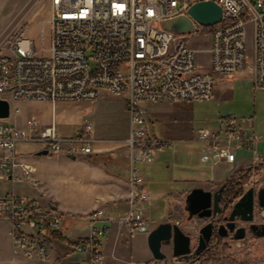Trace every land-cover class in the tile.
I'll return each mask as SVG.
<instances>
[{
	"label": "built area",
	"instance_id": "obj_1",
	"mask_svg": "<svg viewBox=\"0 0 264 264\" xmlns=\"http://www.w3.org/2000/svg\"><path fill=\"white\" fill-rule=\"evenodd\" d=\"M197 0H52L51 35L48 47L37 48L26 29L0 32V98L49 100L55 109L59 100L93 101L105 89L122 98L129 113V208L124 214L97 208L89 214V232L76 241L77 251L93 259L103 253L104 236L114 222L131 235L147 227L144 207L150 200L138 163H151L176 140L160 137L149 129L148 105L161 102L209 101L219 78H233L250 69L256 89L264 90V0H215L223 10L221 21L197 31L176 33L163 21L188 14ZM253 28L252 55L248 27ZM211 27L209 69H204L192 35ZM47 51V54L43 53ZM93 61V62H91ZM20 108L16 107L15 112ZM0 118L1 177L42 182L34 167L18 159L20 143L35 142L51 153L81 156L94 152L102 139L92 133L94 124L84 123L82 132L62 135L55 120L41 127L38 119L24 126ZM254 117L228 116L215 127L200 128V160L234 165L240 151L250 152V163L235 170L250 182L264 169V135L250 128ZM20 169V171H18ZM233 175V176H234ZM0 216L12 222L14 256L27 260L50 258L56 234L62 231L55 204L45 208L36 197L8 193L0 197ZM168 264H198L192 260Z\"/></svg>",
	"mask_w": 264,
	"mask_h": 264
},
{
	"label": "rangeland",
	"instance_id": "obj_2",
	"mask_svg": "<svg viewBox=\"0 0 264 264\" xmlns=\"http://www.w3.org/2000/svg\"><path fill=\"white\" fill-rule=\"evenodd\" d=\"M51 14L52 0H0V32L4 30L10 32L17 28L26 29V36L34 40L37 48H42L43 46L48 47L51 35ZM211 31L212 28L207 27L200 31L198 35H192L188 39V44L199 50L197 52L198 61L200 64L204 65V69L206 70L209 69L208 64L210 62V54L206 50L211 45ZM248 32V42L252 55V25H249ZM43 53L47 54V51ZM10 104V116L5 118L4 121H12L18 126H24L27 118L34 117L38 119L41 127L55 120L59 132L65 136L71 134L76 135L82 132L84 123L88 121L94 124L92 134L104 140L119 139L129 132V113L124 105L123 99L109 94L105 89L101 90L100 97L97 100H59L56 103L55 109L52 106V102L49 100L10 99ZM16 107L20 108L18 113L15 112ZM228 116L254 117L255 119L250 128L264 135V90L254 87L250 69L233 78H219L215 84V95L209 101L161 102L157 104L153 110H148V123L149 128L157 136L169 138L183 137L190 139L196 136L200 128L215 127L221 119H225ZM65 131L68 133H63ZM126 139L127 138L124 139V143L127 145ZM38 145L40 144L35 142H24L20 143L17 149L18 151H25V154H28L29 157L38 159L39 156H36L35 150H33ZM180 146L175 147L174 145L171 152L166 157L168 159L179 160L180 155H182L180 149L182 146ZM183 147L189 151V159H185L179 164H174L170 169L163 167L164 164L162 160L153 164L138 163L141 172L147 170L148 174L146 176L152 179L153 188L150 191L154 195L160 193L161 189L172 187V182H170V178L172 177H181L192 181L193 184H206L210 178L216 179L228 175L229 168L224 170L225 168L221 167L210 170L198 163V142L188 141L184 143ZM259 151L264 153V144L260 146ZM60 154L64 153L49 152V155L52 156L51 159L57 158ZM243 155L244 160L250 163L252 154L250 152H244ZM52 170H55V168ZM4 179L10 180L7 178ZM261 179L264 180V169L255 176V181ZM56 181L61 187L59 190L62 191L64 180L58 179ZM22 182H27L31 185L37 192V196H29L38 198L41 205L45 208H51L52 204H55L56 212L61 218V226L64 228L68 217L61 211L58 202L51 196L48 189L45 188L43 184L39 188H36L29 181ZM22 182L12 181L13 184ZM4 185L6 187V182L1 180L0 197L4 192V189H2ZM152 202L154 207L152 206L149 208L150 220L155 222L157 218L167 217L168 206L166 207V200H161L156 197ZM102 208L110 214L125 213L109 212L107 208ZM91 212L92 211L84 215L88 226L82 224L81 228L83 231L86 229H88V232L90 231L89 214ZM174 218L175 217L171 215L165 218L166 220L160 221L159 223L171 221ZM8 223L10 225L11 237V220L5 216H0V264H29L28 261H38V264H67L64 262L65 260H62V263H60L61 261L53 257L52 253L50 258L46 261L27 260L14 256L12 237L11 246L9 242ZM159 223H156L155 227H157ZM57 236L59 237V233L56 234V237ZM139 239L140 238L136 236L132 239L135 243L133 252L126 254V258L135 260L136 263L141 262L145 255V251ZM162 250L167 254V258L159 260L153 257L145 264H168L173 262L172 250L168 243L163 244ZM83 254L87 256L84 258L85 260L83 259L79 264H105L103 253L98 259H93L90 252H79L76 246L75 248H70L68 257L70 260H79ZM192 263H195V261H192ZM70 264L76 263L73 262ZM213 264L218 263L214 262Z\"/></svg>",
	"mask_w": 264,
	"mask_h": 264
},
{
	"label": "crops",
	"instance_id": "obj_3",
	"mask_svg": "<svg viewBox=\"0 0 264 264\" xmlns=\"http://www.w3.org/2000/svg\"><path fill=\"white\" fill-rule=\"evenodd\" d=\"M157 104L159 103L157 102L148 105L149 110H153ZM63 133L68 132L65 131ZM128 135L129 132L127 135L119 139H102V141L96 142L94 145V152L90 153L96 155L91 159L87 158L89 154L77 156L76 159H73L70 154H60L55 159H51L52 156L48 154L41 155L38 159H34L29 157L28 154H25V151H18L17 149V152H19L17 153L18 159L23 162H27L34 167V176L42 182L45 188L48 189L51 196L58 202L61 211L64 212L66 217H68L64 228L59 232V237L57 236L54 240V247L52 250V256L58 258L61 261L60 263H62V260H65L64 262L67 264L73 262L79 264L84 258H86L87 255L85 254H83L79 260H70L68 257L70 248H75L76 241L88 233V229L83 231L81 228L82 224L88 226L84 215L90 211L102 207L107 208L109 212L124 213L128 210L130 196V165L128 155L130 150L126 143H124V139L127 138ZM195 137L196 136L190 139L183 137H172L176 140L175 147L180 145L182 146H180L182 151V155H180L179 159L180 161L177 159H168L166 157L171 152V147L159 152L153 162L146 164H153L159 160H162L164 164L163 167L170 169L174 164H179L183 160L189 159V151L184 148L183 145L188 141H195ZM41 149L42 146H36L33 149L35 150V155ZM244 152L245 151L238 152L237 161L234 163V165L228 163L212 164L209 162L204 163L200 160V148L198 147L197 156L198 163H200V165H203L205 168L210 170L221 167H224V170L229 168V173L227 176L216 179L210 178L206 184H209L213 181L219 182L233 176L235 170L240 169V167L247 163L244 160ZM54 168L55 170H52ZM18 171H20V169H18ZM142 174L145 178V183L143 186L150 195V200L148 203H146L143 209L145 218L147 220V227L139 229L134 233V235H131L125 226H121L117 222L110 224L109 230L105 233L103 238V255L105 264H145L147 261H150L153 258V254L148 245L149 232L155 227L156 223L166 220L165 218L168 216L172 215L178 218L179 214L181 215L184 208L186 193L189 191V189H191L192 186L198 185L193 184L192 181L181 177H172L170 178V182H172L173 186L170 188L161 189L160 193H156L154 195L150 191L153 188L152 179L146 176L148 174L147 170H143ZM58 179L64 180L62 191L59 190L61 187L56 181ZM1 180L6 182V187L5 185L2 186V189H4L2 196L11 192L16 194L37 196V192L27 182L13 184L11 180H6L1 177L0 172V181ZM156 197L161 200H166L168 213L167 217L157 218L155 222H152L149 218V208L152 206L154 207L152 200ZM181 217L182 216L179 218ZM181 221L183 224H185V219L182 218ZM8 234L11 246L9 223ZM135 236L140 238L139 241L141 242V245L145 251L144 258L139 263H136L135 260L126 258V254L133 252L135 243L132 239ZM263 249L264 248L262 247L252 249L237 248L233 249V251L227 254V256L229 255L230 257H234L241 264H246L249 262H251L249 264H255L256 262L264 260L260 259ZM227 256L226 254L223 255V257ZM28 262L29 264H38V261Z\"/></svg>",
	"mask_w": 264,
	"mask_h": 264
},
{
	"label": "flooded vegetation",
	"instance_id": "obj_4",
	"mask_svg": "<svg viewBox=\"0 0 264 264\" xmlns=\"http://www.w3.org/2000/svg\"><path fill=\"white\" fill-rule=\"evenodd\" d=\"M195 187L211 191L213 194L221 189L218 192L220 194V197H218L219 208L217 209L214 206V195H212V204L210 206H202L205 200L200 198L199 195L188 196ZM249 188L254 190L255 199L261 194V199L264 201V180L262 179L250 182L246 177L231 176L219 182L213 181L209 184L194 185L189 189L185 195L184 208L181 215L179 214V217H182H175L171 221L178 223L191 237L192 253L196 251L201 243V228L207 223H213L214 226L212 228L211 238L206 243V247L187 261H196L198 264H213L214 262L218 264H241L234 257L227 256V254L237 248H264V202L259 206L256 200L254 205V220L252 223H255L257 226L250 228V223L241 221L239 217L235 219L236 227H246L243 238H234L233 232H229L226 236L220 233L221 231H227L226 225L228 217L231 214L232 206ZM216 210L218 214L214 216L213 213ZM182 218L185 219V224L182 223ZM239 233H242V231L240 230ZM169 247L172 250L171 243ZM225 254L227 257H223ZM172 257L174 258L173 255ZM176 259L177 262L182 261L178 257ZM260 259H264V249ZM255 264H264V260L256 262Z\"/></svg>",
	"mask_w": 264,
	"mask_h": 264
},
{
	"label": "water",
	"instance_id": "obj_5",
	"mask_svg": "<svg viewBox=\"0 0 264 264\" xmlns=\"http://www.w3.org/2000/svg\"><path fill=\"white\" fill-rule=\"evenodd\" d=\"M223 16L222 7L215 0H197L188 9V14H181L163 21V27L169 31L176 33H192L197 31L194 20L202 25L210 26L221 21ZM194 19V20H193ZM11 104L6 98H0V118H8L10 116ZM48 149H41L36 155H48ZM73 159L77 156L70 155ZM221 191V189L219 190ZM218 191V192H219ZM204 190L200 187H195L188 195H199L204 201L202 206H210L212 204L211 198L214 195V206L218 209V197L220 194ZM257 200L258 205H262L264 201L261 199V194L255 199L254 190L249 188L232 206L231 214L228 217L227 231L222 232L221 235L226 236L229 232H233L234 238H243L245 228L244 226L236 227L235 219L250 223L249 227L257 226L252 223L254 220V205ZM217 210L213 213L216 216ZM213 223H207L201 228L202 239L199 247L192 253L191 237L182 229L178 223L172 221L161 222L148 235V245L155 259H165L167 254L163 252L162 246L164 243L172 244V255L182 260H189L194 255L198 254L206 243L209 242L212 234ZM242 233H239V231Z\"/></svg>",
	"mask_w": 264,
	"mask_h": 264
},
{
	"label": "trees",
	"instance_id": "obj_6",
	"mask_svg": "<svg viewBox=\"0 0 264 264\" xmlns=\"http://www.w3.org/2000/svg\"><path fill=\"white\" fill-rule=\"evenodd\" d=\"M95 155H96V154H89V155L87 156V158H88V159H91V158H93ZM234 176H242V177H246V178H248L247 176H243L241 173H237V174H235Z\"/></svg>",
	"mask_w": 264,
	"mask_h": 264
}]
</instances>
